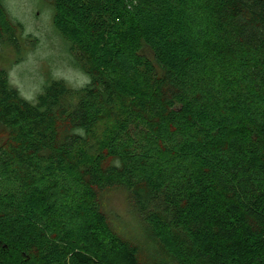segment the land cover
I'll use <instances>...</instances> for the list:
<instances>
[{"label":"trees","instance_id":"trees-1","mask_svg":"<svg viewBox=\"0 0 264 264\" xmlns=\"http://www.w3.org/2000/svg\"><path fill=\"white\" fill-rule=\"evenodd\" d=\"M49 1L90 81L30 101L0 63V264H264V0Z\"/></svg>","mask_w":264,"mask_h":264},{"label":"rangeland","instance_id":"rangeland-1","mask_svg":"<svg viewBox=\"0 0 264 264\" xmlns=\"http://www.w3.org/2000/svg\"><path fill=\"white\" fill-rule=\"evenodd\" d=\"M5 5L9 18L21 23L23 31L16 32L19 48L7 37L0 43V63L24 98L35 101L53 80H64L75 88L90 81V76L72 62L68 42L55 25V10L49 0H5ZM7 136V131L0 129V147ZM11 188L10 182L0 180V194ZM101 203L117 232L140 238V242L145 240L141 221L129 206L125 188L107 189Z\"/></svg>","mask_w":264,"mask_h":264}]
</instances>
